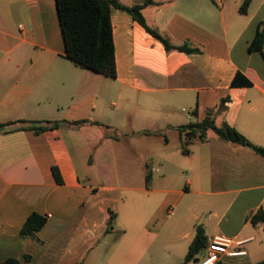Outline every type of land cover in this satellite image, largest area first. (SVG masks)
Returning <instances> with one entry per match:
<instances>
[{"label": "crops", "instance_id": "crops-1", "mask_svg": "<svg viewBox=\"0 0 264 264\" xmlns=\"http://www.w3.org/2000/svg\"><path fill=\"white\" fill-rule=\"evenodd\" d=\"M243 1L153 0L143 10L151 28L174 45L201 49L195 54L167 52L130 14L114 10L111 78L67 58L55 0H0V263L27 264L29 256L34 264H180L201 225L209 241L250 240L240 247L246 256L218 264L264 260V222L251 221L264 218V158L211 132L186 156L178 131L212 110L217 126L264 147V47L249 52L264 0H253L247 15L239 12ZM238 73L251 87L233 85ZM21 121L86 123L40 134L8 126ZM178 162L188 172L185 191L171 187L176 174L167 169ZM125 192L178 197L158 212L147 201L154 213L127 226L119 220ZM192 195L204 197L187 201ZM165 203L174 218L161 221ZM33 214L47 224L23 237Z\"/></svg>", "mask_w": 264, "mask_h": 264}, {"label": "trees", "instance_id": "trees-1", "mask_svg": "<svg viewBox=\"0 0 264 264\" xmlns=\"http://www.w3.org/2000/svg\"><path fill=\"white\" fill-rule=\"evenodd\" d=\"M58 15L60 18L61 28L66 47V56L75 64L93 70L97 73H103L111 78H116V59H115V43L113 35L112 12L120 10L130 14L133 20L143 27L147 33L161 42L167 52L179 51L186 54L200 53L201 49L192 47L188 44L174 45L168 38L161 35L157 30L151 28L143 15V10L153 5V0H147L143 4H137L127 7L118 0H55ZM253 0H244L240 7V14L247 15ZM264 47V22L260 23L256 36L251 42L249 52H262ZM243 78L244 81H240ZM243 84L245 87H251V82L245 79L242 74L238 73L233 85ZM224 108V102L221 103L219 110ZM21 123L22 129L33 130L40 134L49 130L59 129L62 125H72L80 127L86 122H62V121H21L13 122L8 126ZM97 125L99 124H92ZM0 125V133L2 129ZM182 141V152L188 156L191 154L189 147L196 142H206L209 132L215 133L220 140L244 148L251 149L264 158V147L251 143L242 133L234 127L227 124L217 126L212 117V110L207 112L206 118L202 122L190 123L178 128ZM155 135L163 136V133L157 132ZM113 138H119L117 134L112 135ZM53 174L58 184L62 185L63 178L57 168H53ZM147 186L151 185L152 175L147 173ZM114 221V215L108 222V231H111ZM253 225L264 222V218L260 219L258 214L251 218ZM47 224V218L39 214H33L29 217L21 235L23 237H35L36 233L42 230ZM209 245V239L205 228L201 225L197 227L196 237L184 261L180 264L201 263L204 257V251ZM27 264H34L31 258L26 256ZM0 264H21L15 258H9ZM82 264V263H79ZM257 264H264V260Z\"/></svg>", "mask_w": 264, "mask_h": 264}, {"label": "rangeland", "instance_id": "rangeland-1", "mask_svg": "<svg viewBox=\"0 0 264 264\" xmlns=\"http://www.w3.org/2000/svg\"><path fill=\"white\" fill-rule=\"evenodd\" d=\"M210 136L214 137L216 136L213 132L210 133ZM161 143H154L155 147L154 149L158 150L157 145H160ZM163 146V144H162ZM153 149V150H154ZM179 165L177 164V167H172L169 166L168 172L172 174H176V176H172V184L171 187H175L178 188L179 190H183L185 191V178H182V173L183 172H187L186 171V166L180 164V162H178ZM181 173V174H180ZM188 173V172H187ZM158 174H155V176L157 177ZM183 175L185 176L186 173H183ZM178 196H170V195H165L162 193L159 194H155L154 195H148V194H144V193H130V192H125L122 194L121 196V204H120V217L119 220L122 223V225H127L130 221V219L132 218H141V220L147 216H151L154 212V208H156L157 212L159 210V208L161 207V205L164 202H170L172 201V198L176 199ZM200 197V198H199ZM202 197L204 196H189L186 197L187 201H197L198 199H202ZM147 201H154L152 203H155V207H149L148 205H146ZM164 204V208L161 209L159 211V213L157 214V216L159 217V219L162 221L164 219H173L170 217V215L168 214L169 212V207L172 206V204ZM239 209H235V211L238 212ZM179 215V214H178ZM177 215V216H178ZM189 216V213L186 215V217Z\"/></svg>", "mask_w": 264, "mask_h": 264}, {"label": "built area", "instance_id": "built-area-1", "mask_svg": "<svg viewBox=\"0 0 264 264\" xmlns=\"http://www.w3.org/2000/svg\"><path fill=\"white\" fill-rule=\"evenodd\" d=\"M249 241V239L242 240L225 235L215 236L209 241V245L204 251V257L200 264H218L224 256H246L247 252L240 249V247Z\"/></svg>", "mask_w": 264, "mask_h": 264}]
</instances>
